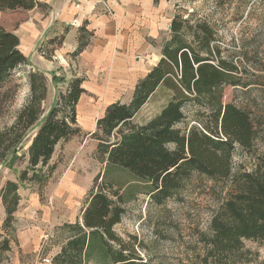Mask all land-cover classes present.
Returning a JSON list of instances; mask_svg holds the SVG:
<instances>
[{"label":"trees","instance_id":"trees-1","mask_svg":"<svg viewBox=\"0 0 264 264\" xmlns=\"http://www.w3.org/2000/svg\"><path fill=\"white\" fill-rule=\"evenodd\" d=\"M153 1L158 4L162 0ZM38 7L41 5L35 0H0V12ZM184 17L178 13L172 17L170 38L160 48V60L136 83L130 103L118 102L104 109L96 132L102 134L98 141L105 149V162L149 185L147 196L157 206L177 196L194 176L210 183L217 207L210 218L209 237L202 243L201 264H237L245 241L264 244V122L249 105L224 103L226 87H247L238 77L239 66L221 57L216 46L219 37L209 22L193 20L194 14ZM80 33L72 57L86 48L91 36L86 30ZM62 42L60 36L50 44L59 47ZM19 44L13 33L0 27V98L5 96L13 72L29 64L20 54ZM40 51L48 56L49 52ZM81 84V79H72L42 115L46 77L42 72L29 73L26 106L10 127L0 128V167L20 158L18 153L34 131L27 147L26 169L16 182L8 181L0 190L4 229L13 227L21 200L19 187L29 182L44 184L55 170L49 163L56 147L82 135L76 117L84 93ZM164 87L171 99L148 122L133 124L137 112ZM187 105L203 109L195 112L191 126L183 111ZM180 124L183 128L179 129ZM235 155L243 162L237 163ZM98 181L97 177L94 182ZM94 186L80 220L75 225H64L71 236L52 264H89L92 260L96 264H149L115 234L124 210L109 199L102 187ZM5 242L2 251L9 250V242Z\"/></svg>","mask_w":264,"mask_h":264},{"label":"rangeland","instance_id":"rangeland-1","mask_svg":"<svg viewBox=\"0 0 264 264\" xmlns=\"http://www.w3.org/2000/svg\"><path fill=\"white\" fill-rule=\"evenodd\" d=\"M152 6L157 14L160 13L157 20L160 27L177 13L185 17L194 14L193 20H206L213 26L219 37L216 46L221 57L239 66L238 77L247 85L246 88L226 87L224 103L233 102L239 107L249 105L260 113L264 122V0H162ZM24 14V11L0 12V27L5 31L8 27L14 28ZM143 19L146 20L144 33L152 24L147 22L151 20L149 16ZM158 37L156 41L151 38L145 41L157 50L160 60V48L169 40V30L160 32ZM147 67L151 68V64ZM70 72L69 75L58 72L54 77H46V87L55 90V98L68 87ZM29 73L32 72L27 66L20 67L6 84V94L0 98V128L10 127L26 106L30 96ZM131 96L127 92L113 101L128 103ZM170 99L167 88L158 89L137 112L133 124L148 122ZM86 101L76 107L77 125L82 135L56 147L49 163L55 170L44 184L29 182L19 187L17 194L21 200L14 213L13 227L4 229L0 222V264H52V259L71 236L64 225H75L80 220V212L93 185L95 189L102 187L109 199L124 210L115 234L133 246L134 252L145 262L201 264L202 243L209 237L210 218L217 207L209 191L211 184L194 176L184 183L177 196L161 206L155 205L147 196L149 185L105 162V149L98 141L102 134L96 132L105 101L91 97ZM54 103V99L44 100L42 115ZM197 110L203 109L196 105L183 109L190 126L194 125ZM178 128H183V124ZM94 132L95 136H91ZM32 133L34 131L27 139L30 140ZM29 140L18 153L19 159L0 167V190L6 182H16L26 169ZM234 158L237 163L243 162L238 155ZM247 161L249 165L250 160ZM43 172H47V168ZM97 177L99 181L95 183ZM5 241L9 242L8 251H2ZM242 250L237 264H264L263 243L245 241ZM89 264L96 263L92 260Z\"/></svg>","mask_w":264,"mask_h":264},{"label":"crops","instance_id":"crops-1","mask_svg":"<svg viewBox=\"0 0 264 264\" xmlns=\"http://www.w3.org/2000/svg\"><path fill=\"white\" fill-rule=\"evenodd\" d=\"M35 1L41 7L24 11L17 26L8 27L6 32L18 38V50L28 59L27 67L32 72L54 77L58 72L69 75L72 71L71 80H82L84 93L79 98L78 107L91 97L105 101V109L118 103L113 99L127 92L133 95L136 83L159 61V53L146 43L145 38L156 41L160 32L169 30L171 23L169 19L163 28L158 25L160 13L155 12L153 0H101L106 2L112 15L95 7L100 0ZM146 16L151 18L147 22L152 25H148L143 33L146 28L143 18ZM82 30L91 35L88 45L77 57H72ZM60 36H63V42L59 47L50 44ZM40 48L51 49L49 57L44 56ZM148 64L151 68L147 67ZM55 96V90L47 87L45 101H53ZM4 218L5 211L0 206L1 223Z\"/></svg>","mask_w":264,"mask_h":264},{"label":"built area","instance_id":"built-area-1","mask_svg":"<svg viewBox=\"0 0 264 264\" xmlns=\"http://www.w3.org/2000/svg\"><path fill=\"white\" fill-rule=\"evenodd\" d=\"M101 7L103 9V11H105V13L112 15V11L111 9L108 7V5L106 4V2L104 1H98L95 3V7Z\"/></svg>","mask_w":264,"mask_h":264}]
</instances>
